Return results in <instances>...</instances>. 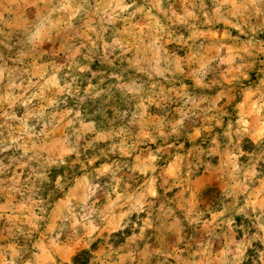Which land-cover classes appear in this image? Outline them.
<instances>
[{"label": "clouds", "instance_id": "9594fccd", "mask_svg": "<svg viewBox=\"0 0 264 264\" xmlns=\"http://www.w3.org/2000/svg\"><path fill=\"white\" fill-rule=\"evenodd\" d=\"M0 264H264V0H0Z\"/></svg>", "mask_w": 264, "mask_h": 264}]
</instances>
